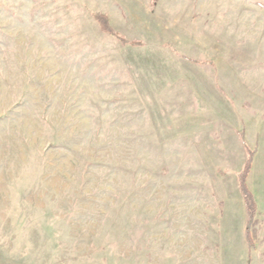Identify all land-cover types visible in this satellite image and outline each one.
<instances>
[{
    "label": "rangeland",
    "instance_id": "obj_1",
    "mask_svg": "<svg viewBox=\"0 0 264 264\" xmlns=\"http://www.w3.org/2000/svg\"><path fill=\"white\" fill-rule=\"evenodd\" d=\"M0 264H264V0H0Z\"/></svg>",
    "mask_w": 264,
    "mask_h": 264
},
{
    "label": "trees",
    "instance_id": "obj_2",
    "mask_svg": "<svg viewBox=\"0 0 264 264\" xmlns=\"http://www.w3.org/2000/svg\"><path fill=\"white\" fill-rule=\"evenodd\" d=\"M91 16L98 23L102 32L117 38L118 40H120L122 44L131 45V46H139L144 44V42L141 40L127 39L122 33L117 31L108 14L102 12H91ZM245 147H247L248 157L246 158L242 169L238 173L237 181H238L240 193L243 198L244 210L247 216V223H246L247 239L252 241L251 227L257 218L256 215L258 212V203L253 191L251 190L247 182L249 174L252 170L254 153L253 150L248 149V145L247 146L245 145Z\"/></svg>",
    "mask_w": 264,
    "mask_h": 264
}]
</instances>
